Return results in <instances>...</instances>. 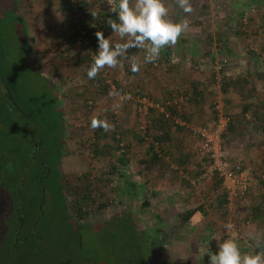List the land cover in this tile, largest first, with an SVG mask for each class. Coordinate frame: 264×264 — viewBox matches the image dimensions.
I'll use <instances>...</instances> for the list:
<instances>
[{"label": "rangeland", "instance_id": "1", "mask_svg": "<svg viewBox=\"0 0 264 264\" xmlns=\"http://www.w3.org/2000/svg\"><path fill=\"white\" fill-rule=\"evenodd\" d=\"M71 2L101 13L110 7L108 0H0V264L26 261L11 249L20 223L21 235L31 229L34 264L75 255L79 264H208L203 253L217 250L212 237L232 235L224 228L230 219L243 251L262 244L264 224L254 221L257 208L264 212V0H190V14L167 0L172 19L186 16L190 25L177 44L155 63L144 64L139 50L132 56L142 63L138 73L125 60L94 80L86 72L95 54L78 32L85 12H69ZM109 38L121 42L115 33ZM223 81L231 82L225 93ZM143 97L163 112L139 113ZM218 116L226 122L221 149L253 178L235 217L220 204L222 182L198 153L197 131ZM93 117L114 129L97 133ZM150 147L161 158L144 166ZM123 150L128 161L120 177L113 168ZM62 182L83 184L90 196L96 211L84 222L67 219ZM197 208L202 213L174 229L178 216ZM22 214L28 223L20 222ZM143 235L163 237L162 249L152 251Z\"/></svg>", "mask_w": 264, "mask_h": 264}, {"label": "clouds", "instance_id": "2", "mask_svg": "<svg viewBox=\"0 0 264 264\" xmlns=\"http://www.w3.org/2000/svg\"><path fill=\"white\" fill-rule=\"evenodd\" d=\"M108 5V12L115 14V19L109 17L108 27L121 42H113L102 31L95 33L97 50L86 72L88 80H94L105 68L122 66L125 60L130 61V71L138 73L142 63L137 57L128 55L129 49L143 50L144 64L155 63L162 50L175 46L190 26L186 16L179 20L172 19L167 0H108ZM174 5L184 14L193 11L190 0H174ZM90 127H99L104 131L114 129L106 119L98 117L91 119ZM224 228L232 235L223 240L212 237L217 250L213 252L209 247L203 253L208 256V264H264V245L256 242L255 248L245 252L233 224L226 223ZM247 238L254 242L257 239L253 232H249Z\"/></svg>", "mask_w": 264, "mask_h": 264}, {"label": "trees", "instance_id": "3", "mask_svg": "<svg viewBox=\"0 0 264 264\" xmlns=\"http://www.w3.org/2000/svg\"><path fill=\"white\" fill-rule=\"evenodd\" d=\"M256 1L259 2L260 0H256ZM67 10L69 12H72V11L75 12L77 10L80 11V12H83V11L85 12L84 18H82L78 22V32L79 33H81V32L83 33L82 34V37H83L84 40H86L88 48L94 54H96L95 51L97 50V40H96L95 33L97 31H102L104 33L105 37H109L112 34V30H111L110 27H108L107 22H108L109 17H111L112 19H115V14L109 13L108 11H105L103 13H101L100 11H95L94 8L89 7L84 2L79 3L78 5L75 4V11L71 7V4L67 8ZM93 13H95L96 15H93ZM139 50L140 49H135V48L129 49L128 55L129 56H133ZM223 71H224V68L223 69L221 68L220 69V73L222 74ZM236 81H238V83H241V82L246 83V81L243 80V79H241V78H238V80H236ZM227 83L228 84H231V82L224 83V81H223V82H221V85H220V87H221V89H222V91L224 93L226 92V89H227V85H228ZM240 88H244L243 85H241ZM192 95H193V98L194 99L195 98H199L200 95H201V92L197 91V89H194L193 92H192ZM188 98H189V96L186 94L185 96L180 97L179 100L181 99L180 102L182 103V102H186ZM8 103H10V100H8ZM179 105L180 104H178V105L176 104L175 107L178 108ZM9 106L12 107L11 104ZM167 109L168 110H171V111L173 109L175 110V108L172 109V107H169ZM153 110L154 109H150L147 112L149 113V112H151ZM174 110L170 114L177 115V113ZM16 124H18V123L16 122L15 125ZM100 131H101V128H100L99 131H97V133L98 132L100 133ZM140 133L142 134V136H144L146 134V130H144V131H141L140 130ZM33 147H32V154L34 155V154H37L38 153L39 146H38V144L35 143V145L33 144ZM94 151L96 153V149ZM25 152H26V150L15 151V155L17 157H20ZM121 152L122 153L119 152L120 155L116 158V161L118 162V167L117 168H113L115 170V172L117 174H119L120 177H122V174H121L122 169L124 167H126V164H127V161H128V158L126 157L127 156L126 155L127 153L124 150L121 151ZM160 158H161V155L158 154V153H156V152H154V150L152 149V147H150L149 148V157H148V159L145 160V162H143L144 163V166H145V164L146 165L153 164L154 161H159ZM45 174L46 173L43 172V175H45ZM40 178L43 181V179L45 177H40ZM219 182L220 181H218L216 183L215 187L218 185ZM40 184H41V182H40ZM128 184L133 189H136L137 188V187H135V184L134 183H128ZM61 187H62V192H63V199L65 201L64 204L67 205L66 208L68 209L67 213L68 212L70 213V216L68 214V218L67 219H70L72 221H77V222H84L86 220V218L90 215L91 212L96 211V209L93 210V207L92 206H89V202L91 201L90 196L87 195V194H85L84 192H82L83 184L77 185V186H73V187L70 188L68 186L66 187V185L64 184V182H62V186ZM39 188H40V186H39ZM68 194H71V197H72L69 202H67V195ZM133 195L136 196V193H133ZM43 196H44V192H40L38 194V197H37V201H36V205L35 206H37V202L39 203L40 200H41V198ZM27 199L28 198L24 197V201H26ZM224 202H225V195L222 193L221 200H220V204L222 205ZM145 207H148V206H145ZM197 212L202 213L201 209L197 208V209H194V210H191V211H187L182 216L181 215L178 216L177 219H176L177 222H176V225H175V228L174 229L175 230L180 229L184 224H186L187 222H189L194 217V215ZM40 213H41V210H40ZM40 213L38 212V215L36 217V220H39L41 218L42 213L41 214ZM126 216H128V215H126ZM19 217H20V222H22V220H23L24 223L25 222L28 223L26 221L25 216L23 217V214L21 216L19 215ZM256 219L264 220V212H263V210H261V209L258 210V214H257ZM24 227L25 226L20 223L19 230L15 231L14 236L17 234L18 238H17V241H16L15 244H13L12 243V240H11V245H12L11 249L14 250V256H18L17 259L23 258L22 259L23 261L26 260L24 264H34L35 259H36V251H35L34 247H32L31 244H29L31 229H29L27 232H23L22 235H21L20 234L21 233V230ZM73 235L79 236L76 231H74V234ZM143 239H144V242L145 243H149V246L152 247V251L156 249L154 252H156L158 250H161L162 247H163V245H164L163 242H165L164 239H163V237L161 238V236H158V235L151 236L149 238H146L143 235ZM78 240H80V237H78ZM152 251H146V252L153 253ZM79 257L80 256H76L75 255V256H72V257H69V258L55 260V264H79V263H77L75 261V260H78Z\"/></svg>", "mask_w": 264, "mask_h": 264}, {"label": "built area", "instance_id": "4", "mask_svg": "<svg viewBox=\"0 0 264 264\" xmlns=\"http://www.w3.org/2000/svg\"><path fill=\"white\" fill-rule=\"evenodd\" d=\"M71 7L75 11V3L71 2ZM82 33V32H81ZM83 34V33H82ZM87 45V42L84 43ZM225 61L220 65H216V73H220V69ZM181 100V99H180ZM137 110L139 113H147L150 109H160L157 104L151 102L148 98H140L137 100ZM226 122L218 116V120L211 127H203L197 131V136L200 140L198 153L200 159L206 161L209 166V174L216 176L222 182V189L225 195V209L229 216H234L242 201L247 197L250 188L253 184V178L250 174L246 173L240 162H230L227 154L220 147V138L224 134ZM141 130H145L142 126ZM236 221V220H235ZM233 219L228 220L234 226V231L237 228V223Z\"/></svg>", "mask_w": 264, "mask_h": 264}, {"label": "crops", "instance_id": "5", "mask_svg": "<svg viewBox=\"0 0 264 264\" xmlns=\"http://www.w3.org/2000/svg\"><path fill=\"white\" fill-rule=\"evenodd\" d=\"M249 194V193H248ZM248 196V195H247ZM243 202V201H242ZM241 202V203H242ZM256 207H258V206H256ZM239 208V207H238ZM261 210H262V208H260ZM257 210H259V208H257ZM254 223H255V225H259V224H264V220H261V219H259V220H256V221H254ZM258 229H261V227H258ZM238 231H239V229H238ZM176 239V238H175ZM262 245H264V241H263V243H262ZM199 261V260H198Z\"/></svg>", "mask_w": 264, "mask_h": 264}, {"label": "bare ground", "instance_id": "6", "mask_svg": "<svg viewBox=\"0 0 264 264\" xmlns=\"http://www.w3.org/2000/svg\"><path fill=\"white\" fill-rule=\"evenodd\" d=\"M114 83V82H113ZM150 99V98H149Z\"/></svg>", "mask_w": 264, "mask_h": 264}, {"label": "flooded vegetation", "instance_id": "7", "mask_svg": "<svg viewBox=\"0 0 264 264\" xmlns=\"http://www.w3.org/2000/svg\"><path fill=\"white\" fill-rule=\"evenodd\" d=\"M35 145V144H34Z\"/></svg>", "mask_w": 264, "mask_h": 264}]
</instances>
